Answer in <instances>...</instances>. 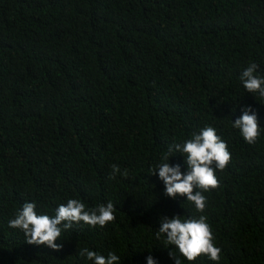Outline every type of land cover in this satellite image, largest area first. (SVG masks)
<instances>
[{
  "label": "trees",
  "instance_id": "16d2710c",
  "mask_svg": "<svg viewBox=\"0 0 264 264\" xmlns=\"http://www.w3.org/2000/svg\"><path fill=\"white\" fill-rule=\"evenodd\" d=\"M251 63L264 77V0H0V264H92L85 247L174 264L155 233L177 214L206 216L221 250L182 264H264V97L240 80ZM247 106L254 144L232 127ZM205 126L231 160L216 188L194 189L201 213L150 169ZM169 163L187 167L180 153ZM69 199L111 201L116 218L74 224L59 251L8 226L25 202L54 215Z\"/></svg>",
  "mask_w": 264,
  "mask_h": 264
},
{
  "label": "clouds",
  "instance_id": "9594fccd",
  "mask_svg": "<svg viewBox=\"0 0 264 264\" xmlns=\"http://www.w3.org/2000/svg\"><path fill=\"white\" fill-rule=\"evenodd\" d=\"M258 65L251 63L240 75V80L246 91L258 93L264 97V77L257 75ZM238 129L244 141L254 144L261 134L256 112L247 106L242 109V115L232 123ZM180 153L185 157L186 170L181 171L179 164L169 163L170 157ZM231 160V153L225 140L217 134L213 126H205L198 133H193L190 139L182 143L168 146L167 154L161 158L152 169V175L157 174L164 183L165 195L175 199L177 196L195 205L198 212L203 213L206 207L204 192L218 186L216 170H223ZM113 173L120 172L117 165H112ZM122 175H128L125 170ZM116 208L109 201L89 208L80 199H69L66 204L59 205L54 215L38 213L35 202H25L10 219L8 226L24 233L28 244L45 245L55 251L62 249V244L56 241L62 233L70 230L74 224H85L101 227L115 220ZM160 226L155 233L156 239L162 240L164 248L169 249V257L174 264H182L181 257L195 261L199 256L206 255L213 261H219L220 249L214 244L211 226L207 217L201 215L198 219H188L179 214L171 217H161ZM92 264H121V258L115 252L102 255L85 247L79 253ZM146 264H159L151 254L146 257Z\"/></svg>",
  "mask_w": 264,
  "mask_h": 264
}]
</instances>
